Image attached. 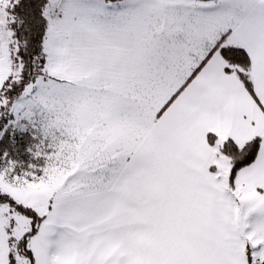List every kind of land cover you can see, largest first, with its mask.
<instances>
[{
	"label": "snow or ice",
	"instance_id": "snow-or-ice-1",
	"mask_svg": "<svg viewBox=\"0 0 264 264\" xmlns=\"http://www.w3.org/2000/svg\"><path fill=\"white\" fill-rule=\"evenodd\" d=\"M0 264H264V0H0Z\"/></svg>",
	"mask_w": 264,
	"mask_h": 264
}]
</instances>
